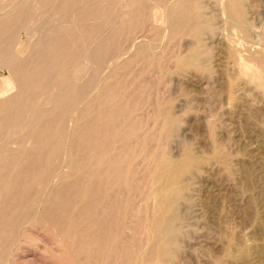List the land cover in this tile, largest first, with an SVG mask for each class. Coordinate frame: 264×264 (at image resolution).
Returning <instances> with one entry per match:
<instances>
[{"label":"bare ground","instance_id":"1","mask_svg":"<svg viewBox=\"0 0 264 264\" xmlns=\"http://www.w3.org/2000/svg\"><path fill=\"white\" fill-rule=\"evenodd\" d=\"M245 10L225 5L248 34ZM213 28L203 0H0V240L46 223L79 231L93 263L176 264L186 181L204 161L150 150H166L181 119L148 83L169 61L177 73L207 69Z\"/></svg>","mask_w":264,"mask_h":264},{"label":"rangeland","instance_id":"2","mask_svg":"<svg viewBox=\"0 0 264 264\" xmlns=\"http://www.w3.org/2000/svg\"><path fill=\"white\" fill-rule=\"evenodd\" d=\"M203 2L214 18L213 30L204 36L210 68L177 73L173 72L174 62L169 61L161 69L164 73L170 68L168 81L158 69L155 84L148 83L149 88L157 87L160 94L171 97L181 119L178 135L167 149L157 144L149 146L150 150L158 156L168 151L175 159L191 152L204 161L186 181L189 201L181 205L186 236L181 243L183 251L175 260L176 264H264V87L258 86L264 79V61L258 60L264 56V0H244L248 34H243L226 13L227 0ZM192 42L193 38L183 37V50ZM241 58L247 60L249 76L238 63ZM5 76L7 72L0 68V85ZM143 169L142 163L139 174ZM28 226L30 230L23 227L27 232L21 230L17 237L24 236V240H0L1 264L104 262L97 259L93 263L85 256L87 239L80 240L79 231L68 235L46 223ZM0 230L7 235V229ZM79 244L82 248L75 253ZM7 251L10 257L4 256ZM110 263L120 264L115 260Z\"/></svg>","mask_w":264,"mask_h":264}]
</instances>
